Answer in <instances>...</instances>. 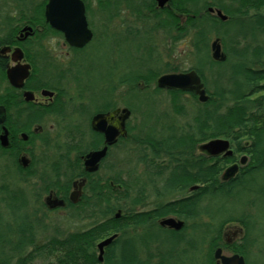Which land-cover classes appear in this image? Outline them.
<instances>
[{
    "label": "trees",
    "instance_id": "1",
    "mask_svg": "<svg viewBox=\"0 0 264 264\" xmlns=\"http://www.w3.org/2000/svg\"><path fill=\"white\" fill-rule=\"evenodd\" d=\"M210 7L221 10L228 16V21L222 22L210 15ZM35 12L34 26L47 28V35H43L42 39L58 36L45 24L43 9L36 7ZM179 12L178 41L188 39V53L184 61H192L193 66L184 71L181 68L185 64L183 62L177 67L169 66L164 71L149 72L146 76H141L139 72L124 73L123 76L115 77V87L107 89L106 93H114L119 87L128 89L134 97L142 81L149 88L161 75L196 71L210 96L207 103H200L192 93L169 91L172 110L177 116L184 117L187 114L185 106L180 103L183 96L190 95L194 101L195 108L185 126L171 127L160 136L150 134L138 138L128 124V137L121 139L118 144L129 141L140 145V162L145 166L144 173L148 181H164L159 196L180 195L195 185H207L208 190L200 188L194 200L179 197L161 203L150 211L138 212L136 208L145 205L148 199L146 187L149 183L136 178L133 197L130 187L121 176L104 178L100 174L84 173L87 184L80 206H84L94 219L92 226L64 237L53 236L37 244L29 224L25 222L23 228L18 230L19 238L0 236V264H34L36 259H41L44 264H151L138 254L147 244L144 238H161L158 234L161 231L168 238H176L188 228L186 225L178 233L161 228L158 222L170 216L187 222L207 217L210 223L195 226L194 230L204 229L211 238H221L226 225L241 223L246 229L245 238H250L254 228L248 217L233 214L241 204L246 208L253 203L258 204L259 208L264 207V0H183L179 2ZM183 14L186 18L181 17ZM213 38L221 40L227 56L223 63L215 62L211 57L210 44ZM137 51L141 52L142 47L139 46ZM43 71L42 65L35 66V90L46 88L44 78L37 79L38 73L41 75ZM155 91L161 92L158 87ZM93 99V95L90 96V104ZM126 106L133 113L135 106ZM109 109L116 110L118 105L113 101ZM214 139L228 140L234 150L233 156L218 160L215 165L201 166L200 171H196L199 164L197 146ZM72 142L74 145L70 151L77 153V159L70 166L74 174L67 177V195L74 180L81 176L79 157L99 146L94 139L89 142L84 139L79 146L75 139ZM245 142H249V150H245ZM240 154L251 156L252 168L248 173H243L240 179L235 177L230 182H221L223 170L236 162ZM165 157H169L166 161L169 167H165V161L161 162ZM166 171L169 173L166 174ZM207 192L211 202L202 206L203 194ZM214 203L219 208L217 213L209 210ZM8 207L12 211L15 209L11 204ZM121 209L125 211L117 219V211ZM225 214H229L228 217L217 223ZM144 230L148 232L144 233ZM114 234L120 235L106 249L104 262L100 263L97 245ZM167 243L172 242L167 240ZM6 248L10 252L7 257L2 255Z\"/></svg>",
    "mask_w": 264,
    "mask_h": 264
},
{
    "label": "flooded vegetation",
    "instance_id": "2",
    "mask_svg": "<svg viewBox=\"0 0 264 264\" xmlns=\"http://www.w3.org/2000/svg\"><path fill=\"white\" fill-rule=\"evenodd\" d=\"M0 1H8L9 5H13L10 12L11 15L0 19V21L2 20V22H0V105L6 110V122L4 126L7 129L9 140L8 148H3L0 143V174L2 169L5 171L3 175L7 174L6 176H0V182H2L0 193L4 195L0 201L5 204L4 207L16 215L27 206L26 200H24L22 196L24 193L19 188L20 180L22 181L24 178L29 180V178L37 175V172L34 169L39 162L35 156V147L45 141L44 136L46 129H44V121L46 118L48 119L54 116L64 120L65 116H72L74 114L82 115L84 111H82V105L76 107L74 106L75 102L70 100V98L67 100L66 84L69 80L67 78L69 77L78 85L79 81L83 79V67L81 68V66L86 60L88 56L87 52L97 35V28L94 26L93 19L95 13L97 12L99 16L104 17L108 22H113L122 17V15L128 14L142 24L144 31H147V27L150 31L160 29L174 35L175 33H178V18L180 17L179 2L183 0H81L85 7L88 27L93 33L92 41L82 49L70 46L64 32L53 29L50 24L46 22V9L50 0H42L38 5H35V0ZM36 7L43 9L45 24L49 26L50 29L57 32L58 36H51L42 39L43 35H47V28L42 25L34 26ZM208 13L212 16H216L209 12V8ZM181 17L186 18V15L183 14ZM98 30L104 32L103 28H99ZM144 33L145 32L136 33L131 30V28H128L127 31L129 38L140 37V39H142L141 34L144 35ZM172 35L171 41L177 42V38ZM53 37H60L62 39L63 46L68 49L67 56H74L72 61L67 58V61L62 58L60 60L58 59V61L50 54L47 41ZM67 62L69 64H65ZM40 65H42L44 71L41 75L38 73L37 79L44 78L46 88L35 90V66L39 67ZM20 67L27 69L29 76L24 82V87L22 89H17L11 85L8 78V72ZM43 90L53 93L54 96L51 98L43 96ZM26 92L34 93V102H26L24 98ZM167 92L169 94V91ZM90 96H92V94H90L89 97ZM88 102L89 105H91V109L88 113L90 116L89 121L87 122L86 127L81 126V124H76L71 127L67 126L69 130V142L71 144H69L65 150V153H68V151L69 153L71 152L70 150L74 145L72 141L74 139L77 146H79L84 139L86 142L92 141L93 139L98 142L99 146L97 149L89 150L79 157L81 160V176L74 180V182L86 180V184L87 178L84 176V173L88 175L84 165L86 155L92 151H98L105 147L104 135L94 132L91 128L92 119L98 114H103L107 117L115 111L109 109V107L113 105L112 93L110 94L107 92L100 97H94L91 104L90 101ZM107 124L108 126H112L114 121L110 122L108 120ZM128 124L129 122L127 123V130ZM2 135H4V130L3 126H0V137ZM120 140L121 139H119V141ZM201 146L202 144L197 146L196 149L199 163L196 166L198 167V170L196 171H200L199 167L201 166L208 167L209 165H215L218 160L225 159L223 155L218 157L208 156L201 152ZM113 148H115V146L109 148L107 156L100 163V170L94 174L101 175L105 170L107 172L113 171L112 166L110 167L107 165ZM245 148V150H249V142H245ZM73 154H75V159H77V153L73 152ZM61 157L64 159L65 154ZM168 158L165 157L164 160L161 159V162L165 161V167H169L170 165L166 162L169 160ZM244 158H246V162L242 164ZM24 159L26 161L25 165L23 163ZM8 163L12 166V172L9 171L10 167H8ZM235 164L239 166L236 179H240L243 173H248V170L252 168L251 156L248 154H240L236 162L227 166V168ZM54 168L55 167H53L52 171L57 173L59 181L44 187V192L47 196L44 199V207L50 212L77 207V205L72 204L70 201V194L74 190V182L72 183V189L69 195L66 194V184L63 185L61 183L62 177H65L66 175V170L67 172L68 170H71L72 174H74V171L71 169L72 167H66L65 161L63 166L60 165L58 172L56 168ZM225 170H223L221 177ZM168 173L169 171H166V174ZM109 177L110 176H107L106 178ZM160 180L162 181L163 187L164 181L162 179ZM200 188L208 190L207 185H195L189 188L187 192L180 194V198L187 197V199L194 200L196 192H199ZM158 197L161 199L159 203L161 204L165 203L163 200L169 196L163 197L158 195ZM202 199V206L209 205L211 202L209 192L203 194ZM61 201L64 202L63 208L51 209L50 206H53L54 203H60ZM10 204L15 208L14 211L11 210V207H8ZM240 206L243 207V209L247 207L243 206V204ZM243 209H240V216L244 215L242 212ZM248 209L253 210L255 214L247 217L254 228L253 232L257 233L256 238H241L239 243H234L226 238H183V236H176V238H168L169 241L172 242L170 248L173 251H168V245L170 244L167 243L166 238H144L147 241V244L142 248V252H139L138 254L145 262L151 264L154 260H157V264H222V262L215 257L216 252L221 250L222 256L232 257L238 255L244 258L245 264H249V258L251 255L253 258L256 255L262 256L264 254L262 251L264 247L261 245L260 241L262 238L259 236L261 233H263L262 236H264V210L260 211L261 215L258 214L257 210L259 207L256 203L255 205L253 203ZM261 226H263V228L259 230V227ZM243 229L246 234L244 226ZM184 244L187 245V249L182 251V255H185V257L179 259L177 248ZM252 249H258L260 254H253V252H251Z\"/></svg>",
    "mask_w": 264,
    "mask_h": 264
},
{
    "label": "rangeland",
    "instance_id": "3",
    "mask_svg": "<svg viewBox=\"0 0 264 264\" xmlns=\"http://www.w3.org/2000/svg\"><path fill=\"white\" fill-rule=\"evenodd\" d=\"M41 1L42 0H35V5L40 4ZM208 1L226 2V0ZM12 7L13 5H9L8 1H0V19L10 16ZM93 19L94 26L97 28V35L87 52L88 56L86 60L81 66V68L83 67V79L79 81L78 85L69 77L67 78L69 80L66 84L67 100L70 98V100L75 102V105H73L76 107L82 105V111L84 110V112L82 115L74 114L72 116H65L64 120L54 116L48 119L46 118L44 121V129H46L44 136L45 141L43 140V143L35 147V156L39 162L34 169L37 175L29 178V180L26 178L22 179V181L20 180L19 188L24 193L22 196L24 200H26L27 206L15 215L4 207L5 204L0 201V236L3 238H19L18 230L23 228V223L25 222L29 224L37 244H42L53 236L64 237L69 233L89 229L94 223V219L84 206H80V203L77 204V207L60 209L57 212H50L43 205L44 199L47 197L44 192V187L59 181L57 173L52 171L53 167H55L58 172L60 165L63 166L65 161L66 167H68L72 165L69 163H73L76 160L75 154L69 153V151L65 153L66 147L71 144L69 142V130L67 126L71 127L76 124H81V126L86 127L90 118L88 113L91 109V105H89L88 102L90 99L89 95L92 94L93 97H100L106 94L107 89L115 87L113 86L116 82L115 77L123 76L124 73L129 72H139L141 76H146L149 72L155 73L157 70L164 71L167 70L169 66L177 67L178 64L183 62L185 64L182 65L183 67L181 68H183L184 71L193 66L192 61H184L188 53L189 41L187 38L178 41V33L172 35L160 29L150 31L147 27V31H144L142 24L128 14L122 15V17L113 22H108L107 19L99 16L96 12ZM0 22H2V20ZM99 28H103L104 32L98 30ZM128 28H131V30L136 33L145 32L144 35L141 34L142 39H140V37L129 38L127 34ZM171 35L177 38V42L171 41ZM47 44L50 54L57 60L61 58L73 60L74 56H67L68 49L63 46V41L60 37L51 38L47 41ZM140 45L142 46V51L138 52L137 48ZM65 64L69 63L67 62ZM160 77H158L156 82L151 84L149 88L145 87L144 81H142L137 86V90L140 93H134V97L126 88L117 87V90L112 93V100L118 105V108H125L127 107L126 104L135 106L129 124L134 130V136H138V138H145L150 134L160 136L161 133L166 134L167 130L171 127L185 126L190 120L191 113L195 108L191 96L185 95L181 98L180 103L185 106L187 114L184 117L177 116L172 110L170 95L167 92L169 90H161V92L155 91L157 88V81ZM80 96L82 97L80 98ZM139 146V144L129 141L119 143L117 147L113 148L107 163L108 166H112L113 171L107 172L105 170L101 173V176L104 178L107 176H121L123 181L130 187L132 196L134 195V191H136V178H140L142 182L149 183V186L146 187L148 199L145 205L136 208V211L141 212L150 211L160 203L161 199L158 197V193L162 190V181L158 180L155 183L148 181V176L144 173L145 166L140 162L142 148ZM64 154L65 158L62 159L61 156ZM8 167H10L9 171L12 172L13 169L9 163ZM4 173L5 171L2 169L0 176L7 175H3ZM68 176H72L71 170H68V172L66 170L65 177H62L61 183L63 185L66 184ZM1 183L2 182H0V186ZM3 196L4 195L0 193V200ZM179 197V194H175L167 197L163 201L175 200ZM214 205L215 203L209 210L217 213L219 208ZM227 207H229V204ZM239 208L243 209L240 205ZM239 208H235L236 212H234V216L240 217L241 210ZM262 210H264V207L257 210L258 214H260ZM124 211V209H121L118 210L117 213L120 212L123 214ZM242 212L245 216L255 215L253 210L248 208L243 209ZM228 215L229 214L223 215L217 223L223 221ZM170 217L182 220L187 224L188 228L183 233V238H211L204 229L198 231L194 230L195 226H204L210 223L211 220L207 217L201 220H189L188 222L175 216ZM262 228L263 226L259 227V230ZM147 232L148 230H144V233ZM132 233L131 230L130 234ZM158 234H160L161 238L169 240V236L165 232L161 231ZM256 234V232L251 233L250 238H256ZM117 235L119 237L120 234ZM262 235L263 233L259 234L262 238L260 239L261 245L264 247V236ZM245 237L246 234L243 226L237 222L226 225L221 236V238L230 239L234 243H239L241 238ZM171 245L172 244L168 245V251L172 250L170 248ZM186 246L187 245L184 244L179 247L180 249L177 248L179 259L185 257V255H182V251L187 249ZM262 251L264 252V249ZM251 252H253V254H260L258 249H252ZM9 253L8 248H6L2 255L7 257ZM249 261V264H264V254L262 256L256 255L253 258L251 255ZM34 264L44 263L41 259H36ZM152 264H157V260H154Z\"/></svg>",
    "mask_w": 264,
    "mask_h": 264
},
{
    "label": "water",
    "instance_id": "4",
    "mask_svg": "<svg viewBox=\"0 0 264 264\" xmlns=\"http://www.w3.org/2000/svg\"><path fill=\"white\" fill-rule=\"evenodd\" d=\"M67 6V7H64ZM209 12L215 14L221 21H228V16L221 10L209 8ZM46 22L57 30L64 32L70 46L82 49L93 39V33L88 27L85 15V7L81 0H50L46 9ZM31 31V29L29 28ZM211 57L215 62H225L227 56L223 51L220 38H216L211 42ZM29 76V72L24 67L14 69L8 72V78L13 87L22 89L24 82ZM157 87L160 90L181 91L192 93L198 97L200 103L205 104L210 100L205 85L200 75L192 70L184 73H172L162 75L157 81ZM42 95L45 97H53L54 94L43 90ZM26 102H34L35 95L32 92L24 94ZM132 116V112L128 108H119L109 114L107 117L103 114L96 115L91 122V128L94 132L104 135L105 147L98 151H92L85 157V170L88 174H94L100 170V163L107 156L110 147L115 146L119 139L128 136L127 123ZM113 122L112 126H108L107 121ZM6 122V110L0 105V126H3L4 135L0 137V143L3 148L9 147L7 129L4 124ZM230 142L225 139H214L202 145L201 152L210 157H218L223 155L225 158H231L234 154L230 148ZM246 162V158L242 160V164ZM26 164L25 159L23 160ZM239 166L237 164L228 167L221 177L224 183L230 182L237 176ZM86 180L76 181L73 184L74 190L70 194V201L77 205L80 203L83 188ZM51 209L63 208L64 202L54 203ZM122 214L119 212L116 218L119 219ZM161 228H167L174 232H181L185 228V222L175 218H165L159 222ZM118 235L115 234L110 238L101 241L97 245L98 261L104 262L106 249L109 248L116 240ZM222 264H245L244 258L238 255L227 257L221 255V250L215 254Z\"/></svg>",
    "mask_w": 264,
    "mask_h": 264
}]
</instances>
